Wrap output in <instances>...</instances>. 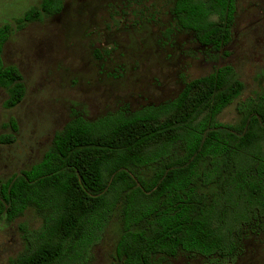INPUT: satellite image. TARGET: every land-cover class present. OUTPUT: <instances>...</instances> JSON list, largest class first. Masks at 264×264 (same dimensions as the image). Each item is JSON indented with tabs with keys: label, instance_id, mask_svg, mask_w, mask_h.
I'll return each instance as SVG.
<instances>
[{
	"label": "trees",
	"instance_id": "obj_1",
	"mask_svg": "<svg viewBox=\"0 0 264 264\" xmlns=\"http://www.w3.org/2000/svg\"><path fill=\"white\" fill-rule=\"evenodd\" d=\"M239 0H173L178 27L221 51L233 40ZM64 0H41L0 27V88L6 109L27 88L4 49L15 31L59 15ZM232 66L187 82L172 101L97 120L74 116L42 159L0 180V220L19 225L23 249L7 264H83L116 221L115 264H166L179 255L235 264L248 235L264 233V90L240 100ZM236 104L238 121L219 118ZM18 132L15 119L10 122ZM0 137V145L14 141Z\"/></svg>",
	"mask_w": 264,
	"mask_h": 264
},
{
	"label": "rangeland",
	"instance_id": "obj_2",
	"mask_svg": "<svg viewBox=\"0 0 264 264\" xmlns=\"http://www.w3.org/2000/svg\"><path fill=\"white\" fill-rule=\"evenodd\" d=\"M41 0H0V27L14 26ZM173 0H64L63 11L15 31L4 49L7 65L17 66L27 88L23 102L9 110L0 88V180L38 163L56 132L74 116L97 120L120 111L137 112L174 100L185 84L232 66L245 84L240 100L264 90V0H239L232 42L215 51L181 30ZM11 119L18 123L14 132ZM236 123V104L220 116ZM40 226L33 213L12 225L0 220V264L23 249L19 225ZM120 236L115 222L83 264H115ZM179 255L166 264H203ZM235 264H264V233L248 235Z\"/></svg>",
	"mask_w": 264,
	"mask_h": 264
}]
</instances>
